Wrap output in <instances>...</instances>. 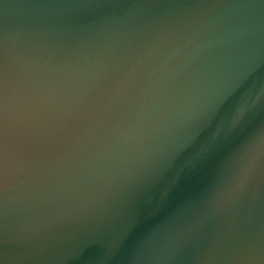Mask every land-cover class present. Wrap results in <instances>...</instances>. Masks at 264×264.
I'll use <instances>...</instances> for the list:
<instances>
[{
	"label": "water",
	"instance_id": "water-1",
	"mask_svg": "<svg viewBox=\"0 0 264 264\" xmlns=\"http://www.w3.org/2000/svg\"><path fill=\"white\" fill-rule=\"evenodd\" d=\"M0 264H264V0H0Z\"/></svg>",
	"mask_w": 264,
	"mask_h": 264
}]
</instances>
